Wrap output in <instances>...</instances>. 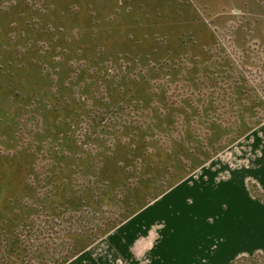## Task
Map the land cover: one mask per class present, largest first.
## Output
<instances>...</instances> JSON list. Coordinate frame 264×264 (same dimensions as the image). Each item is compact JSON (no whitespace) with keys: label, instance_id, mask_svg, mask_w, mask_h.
<instances>
[{"label":"rangeland","instance_id":"1","mask_svg":"<svg viewBox=\"0 0 264 264\" xmlns=\"http://www.w3.org/2000/svg\"><path fill=\"white\" fill-rule=\"evenodd\" d=\"M183 180L235 183L234 247L112 242ZM54 215L64 264H264V0H0V227Z\"/></svg>","mask_w":264,"mask_h":264},{"label":"crops","instance_id":"2","mask_svg":"<svg viewBox=\"0 0 264 264\" xmlns=\"http://www.w3.org/2000/svg\"><path fill=\"white\" fill-rule=\"evenodd\" d=\"M226 186L231 192L216 191L209 182L200 186L183 180L115 229V233L111 235L112 242H117L118 247H124L123 243H129L132 238L130 233L136 226L143 224L151 228L157 225L160 241L162 243H169V246H172L170 245L172 240L179 242L174 247L181 248L180 255L182 256L185 254L183 249L187 246L182 244L183 242L185 243V240H194L196 242L199 238L203 237V234L199 235V231L201 230L200 225L202 224V231L208 228V234L212 238L216 236V233L218 235L221 234L224 239L229 238L228 241L234 247L237 239L234 233L239 230L240 232L242 230L247 231L246 225L241 226V224L247 221L249 214L246 212V207H243V203H241V195H236L233 191L235 190V183L229 182L226 183ZM224 202L227 204V208L224 209L222 207L217 208V210L216 206L219 205L218 203ZM209 215L213 218L217 216V219L210 225L206 221V217ZM233 217L235 218L234 221L231 220ZM204 225L206 229H204ZM216 225L219 228H216ZM230 233L233 234L231 235ZM209 237L208 235V239ZM241 238L243 236L240 234V237H238L239 245H241ZM195 244L197 243H194V246ZM168 245H165L164 248H167ZM226 246L224 245L223 248L226 249ZM155 249L154 247L150 254L154 253ZM162 252H164L163 254H168L166 249L161 248L158 251L159 256L162 255Z\"/></svg>","mask_w":264,"mask_h":264},{"label":"trees","instance_id":"3","mask_svg":"<svg viewBox=\"0 0 264 264\" xmlns=\"http://www.w3.org/2000/svg\"><path fill=\"white\" fill-rule=\"evenodd\" d=\"M49 217L44 226L26 224V228L13 229L12 233L0 227V264H64L77 253L68 238L60 235L63 230L69 232L72 223L64 226L59 216ZM85 232L95 238L99 235L93 228Z\"/></svg>","mask_w":264,"mask_h":264}]
</instances>
